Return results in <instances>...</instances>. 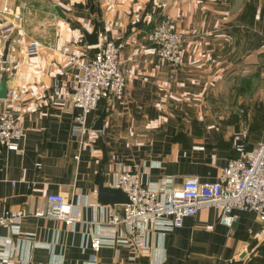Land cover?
<instances>
[{
	"label": "crops",
	"instance_id": "1",
	"mask_svg": "<svg viewBox=\"0 0 264 264\" xmlns=\"http://www.w3.org/2000/svg\"><path fill=\"white\" fill-rule=\"evenodd\" d=\"M52 2L61 17L38 21L40 39L11 36L17 70L2 77L6 87L24 91L9 107L24 136L21 152L0 145V211L23 208L27 215L18 230L0 229L1 239H9L0 246V264H264V221L253 211H239L228 227L217 209L203 208L171 231L145 228L134 245L126 227L105 222L118 204L97 201L99 182L115 186L123 170L137 172L143 183L215 180L236 144L264 140V0ZM26 11L14 28L38 14L34 6ZM165 16L183 35L178 67L157 66L147 41ZM94 22L100 38L119 47L126 87L90 112L81 143L70 131V107L55 101L50 87L74 70L61 48L85 44L81 28L91 31ZM31 38L40 43L36 54L25 50ZM103 109L102 129L92 130ZM51 192L72 202L71 225L36 214ZM95 236L103 241L98 251L90 245Z\"/></svg>",
	"mask_w": 264,
	"mask_h": 264
},
{
	"label": "built area",
	"instance_id": "2",
	"mask_svg": "<svg viewBox=\"0 0 264 264\" xmlns=\"http://www.w3.org/2000/svg\"><path fill=\"white\" fill-rule=\"evenodd\" d=\"M221 3L224 0H212ZM0 82L2 77L10 78L17 70L15 57L7 53L3 58L5 32L14 28L19 18L17 7L12 8L10 0H0ZM11 22L6 23L3 18ZM99 41L94 46L78 41L61 48L60 54L73 66L60 82L52 80L51 94L55 101L67 105L72 112L71 134L85 142L90 130L88 116L101 100L121 95L126 87L119 47L112 39ZM147 41L155 51L157 66L168 64L178 67L184 53L183 35L175 29L170 16L157 21L147 33ZM40 43L31 38L25 44L28 54L38 53ZM81 46V47H80ZM82 48V49H81ZM24 91L16 87H6L5 96L0 97V145L21 152L18 142L24 136L19 114L9 109L21 102ZM242 112V110H240ZM235 154L228 158L215 180H200L197 176H187L180 186H174L171 178L159 182L143 183L139 174L123 170L116 177L115 187L123 190L127 201L109 207L106 224L123 225L129 232V240L138 245L141 232L145 228L171 231L179 228L186 217L195 215L203 208L219 211L220 221L230 227L242 210L255 212L264 221V140L251 148L244 143L234 146ZM1 159V158H0ZM1 162V160H0ZM163 192L161 198L159 193ZM48 218L61 220L71 225L77 216L70 200L63 193L51 192L45 197V207L38 212ZM27 213L23 208H3L0 211V229L4 227L18 230ZM9 239H1L0 246ZM103 241L95 236L91 248L98 251ZM18 259H21L18 256ZM61 262L56 261V264Z\"/></svg>",
	"mask_w": 264,
	"mask_h": 264
},
{
	"label": "rangeland",
	"instance_id": "3",
	"mask_svg": "<svg viewBox=\"0 0 264 264\" xmlns=\"http://www.w3.org/2000/svg\"><path fill=\"white\" fill-rule=\"evenodd\" d=\"M10 1H11L12 8L17 7L19 12H21V14L25 12L27 16L28 14L26 10L30 9L31 6H34L35 8L38 9V12H37L38 14L36 17H33L32 19L30 20L28 19L25 23V26H23L22 24V28L21 27L13 28L11 30L6 31L5 35L8 37L6 39H9V38L11 39L12 38L11 36H15L17 37V39H19V38H22L24 34H26L28 37L33 36V37H36L37 39H40L42 38L41 36L43 35L42 33L44 30V26L38 24V21L41 19L49 20V16L52 17L54 20L55 18L58 19V17H61L58 15L59 13H57L55 8L53 7L54 3L52 2V0H10ZM0 17H2V15ZM63 18L68 20L66 16H64ZM3 20L6 21L7 24L8 22H11V20L5 17L3 18ZM16 21H13V22L17 24ZM71 25L75 26V23H72ZM4 88H5V84L0 82V97L1 98H3L2 95H3Z\"/></svg>",
	"mask_w": 264,
	"mask_h": 264
},
{
	"label": "water",
	"instance_id": "4",
	"mask_svg": "<svg viewBox=\"0 0 264 264\" xmlns=\"http://www.w3.org/2000/svg\"><path fill=\"white\" fill-rule=\"evenodd\" d=\"M90 12L93 13V5L91 4L89 8ZM82 35L85 40V44L88 46H94L99 41V35H98V26L97 23L94 22L93 28L91 31H87L84 28H81ZM11 43V39H7L5 42V47L3 50V58L6 57L8 53V47ZM2 83L5 84L4 79H2ZM3 97L5 96L6 86L3 89ZM105 116V110L103 109L99 116L96 118L92 130L100 131L102 129L103 125V119ZM97 201L103 205L108 204H123L127 201V195L126 193L121 190L118 187L115 186H104L103 180L99 182L98 188H97ZM243 255V254H242Z\"/></svg>",
	"mask_w": 264,
	"mask_h": 264
},
{
	"label": "trees",
	"instance_id": "5",
	"mask_svg": "<svg viewBox=\"0 0 264 264\" xmlns=\"http://www.w3.org/2000/svg\"><path fill=\"white\" fill-rule=\"evenodd\" d=\"M101 101H103V100H101ZM246 146V145H245ZM247 148H251L252 146H246ZM234 154H235V151H234ZM233 156V155H232Z\"/></svg>",
	"mask_w": 264,
	"mask_h": 264
}]
</instances>
